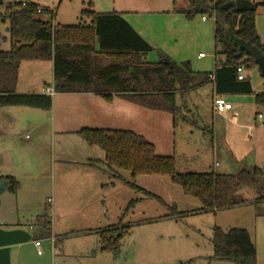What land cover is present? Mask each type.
<instances>
[{
    "label": "rangeland",
    "instance_id": "1",
    "mask_svg": "<svg viewBox=\"0 0 264 264\" xmlns=\"http://www.w3.org/2000/svg\"><path fill=\"white\" fill-rule=\"evenodd\" d=\"M23 1L51 8L55 11L54 23L61 25L79 24L80 12L87 9L88 2H92L97 12H110L127 6L122 4L125 0H4L0 5V15L5 13L8 5ZM148 6L128 0L129 8L150 10ZM152 6L155 13L145 11L137 18L129 17L152 46L148 60L155 62L159 55L164 54L178 64L188 62L194 72H213V20L205 17L206 21H201L202 16L187 19L174 11L176 14L159 12V5ZM42 17L46 19L48 16ZM258 22L260 30H264V17H258ZM7 29L8 22L0 17V50L9 49ZM256 31L258 33L257 28ZM260 40L264 44V37ZM198 52L206 57L197 59ZM21 71L23 76L31 75L26 64ZM245 76L253 93L264 92V78L256 67L245 69ZM234 102L236 117L232 114L217 116L212 111V85L207 82L188 93L175 95V105L180 110L174 117L166 111L128 103V110L118 112L112 127L143 134L154 145L156 154L174 157L179 173H204L213 169L221 173H237L252 170L255 166L264 170V109L253 102L252 95H243ZM258 114L262 119L257 118ZM45 125L48 130V121ZM21 130L15 135V139L18 137L15 144H12L24 152L29 150L28 144L34 145L35 137L30 130ZM38 137L44 151L42 168L37 171L41 177L19 179L22 188L17 209L13 207L8 192L0 195L1 214L19 220L26 230L35 226V235L43 232L40 236L41 255L36 253L34 246L24 248L28 264H207L206 257L213 253L211 228L214 225L222 229L242 225L241 220H250V213H254L252 204L215 213L195 212L200 202L184 194L168 176L138 175L132 178L128 171L122 170L105 176L101 173L100 176L105 177L103 182H108L107 187L92 189L88 180H82V174L86 173L83 167L59 162L60 155L57 154L63 149L54 141H59L58 134H54L53 141L44 132ZM53 149L54 152L59 151L51 156ZM104 170L107 171L106 168ZM19 172L23 174L22 168ZM66 173L74 174L72 182L73 187H79L75 191L77 195L66 196L62 190L61 177ZM118 175L121 179L113 178ZM126 182L149 191L160 200L145 196ZM241 194L248 200L255 197V193L247 188ZM72 195L78 200L71 199ZM97 198L100 204H96ZM130 200H135V203L122 221L129 231L121 241L120 251L115 255L100 252L96 231L116 224L120 210ZM43 215L46 216L43 218ZM44 222L46 230L51 227L55 244L45 234L41 225Z\"/></svg>",
    "mask_w": 264,
    "mask_h": 264
},
{
    "label": "trees",
    "instance_id": "2",
    "mask_svg": "<svg viewBox=\"0 0 264 264\" xmlns=\"http://www.w3.org/2000/svg\"><path fill=\"white\" fill-rule=\"evenodd\" d=\"M4 0H0V5ZM173 11L187 19L204 16L213 20L215 68L213 72H194L188 62L176 63L167 55L155 62L145 60L152 46L117 12H96L92 3L80 12V23L61 25L43 19L55 11L25 1L8 5L0 17L8 22L10 46L0 50V107L21 106L49 110L52 98L48 94H19L15 85L20 62L52 60L56 91H100L107 101L116 92L139 106L162 110L173 117L179 108L175 95L192 91L212 82L217 95H252L254 103L264 109V92L253 93L247 77L237 79L236 69L257 68L254 59L238 42L248 43L264 56V44L256 31L255 16L264 1L249 0H172ZM53 15V17H54ZM95 44L98 52H94ZM108 57L107 64L100 57ZM213 76V78L210 77ZM94 78L89 85L88 80ZM100 82L108 90H97ZM186 120V118H183ZM89 146L104 153L107 172L128 171L138 175L168 176L186 195L195 197L200 208L195 212H211L252 204L257 215H264V170H240L237 173H179L173 156L155 153L154 145L144 136L130 130L82 128L76 132ZM90 164H93L90 162ZM10 193H16L19 183L8 178ZM147 197L160 200L149 191L126 182ZM251 189L253 200L245 199L241 191ZM135 200L122 210L119 221L98 229L100 252L117 254L121 241L129 231L122 224ZM174 208V207H172ZM46 215H43V218ZM47 237L46 223L42 224ZM43 232L33 238H40ZM213 253L208 260L230 261L234 264H256V249L249 233L243 228L222 229L213 226L210 238Z\"/></svg>",
    "mask_w": 264,
    "mask_h": 264
},
{
    "label": "crops",
    "instance_id": "3",
    "mask_svg": "<svg viewBox=\"0 0 264 264\" xmlns=\"http://www.w3.org/2000/svg\"><path fill=\"white\" fill-rule=\"evenodd\" d=\"M133 1L138 4L146 3L147 5H149L148 7H150L149 8L150 10H141L140 8H134V7L129 8L128 0H125L124 2H122V4H126L127 6H120L119 8H116L110 12L114 11L119 13L121 17L126 22H128L142 38H144L142 32L140 31V29L138 30L136 28L134 22L129 20V17L137 18V16H139L140 13H144L145 11H148V13L149 12L155 13L154 11L156 10H154L155 8L152 5H156V6L159 5L161 7L160 10H158L159 12L176 14L173 12L172 0H133ZM253 1L260 2L264 0H253ZM88 3H92V2H88ZM93 10H94V6H93ZM177 15H182V14L178 13ZM257 15L258 17H264V8L259 7L257 9ZM258 17L255 16V25L258 30V34L260 38H262L264 37V30H260L259 28ZM135 21L138 20L135 19ZM201 21H206V18L202 16ZM213 47H214V43H213ZM94 52L95 53L98 52L97 44H95L94 46ZM199 53L202 52H198V54ZM198 54H197V59L199 60H202L206 57L205 54L202 57H198ZM147 55L148 54H146L145 56V60L149 61L148 60L149 56ZM100 58L104 60L103 62H101L102 65L107 64L108 57L104 55ZM23 64H26V67H28V71L29 73H31L30 76L21 75ZM92 80L94 81V78L88 80L87 83L89 82V85H91ZM97 84H99L97 90H108V92L111 91L110 88H106L100 82H97ZM211 85H212V111H213V99L216 96H221L224 98L226 102L231 103L232 110L227 111L224 114H218L214 111L213 112L220 117H227V115L229 114L231 115L235 107L234 100L240 98L243 95L240 94L217 95L214 92V86L212 82ZM46 88L53 89V94L50 95L52 98V105L49 110H41V109L29 108V107L25 109H17L24 107H14V106L0 107V179L8 180V178H14L18 181L19 188L17 189L16 193H10L8 190L4 191V192H8L9 196H11L9 198H12L13 207H15L16 209L18 207L20 191L22 188L19 179L27 178V179L35 180L41 177V174H37V171H39L42 168L44 151H43V146H41L40 137L38 136H41L43 132L44 134H46V136L50 135L52 141L54 140V134L59 135V141L58 139L57 140L55 139L54 141L55 142L57 141L59 148L60 149L62 148L63 150L61 151L57 150L54 152L55 149L54 148L53 149L54 153L52 152L51 156L53 154L56 155V153H58L59 151V154L57 155H60L59 162L61 164L83 167L84 170H86L85 171L86 173L82 174L83 177L82 180H88L90 188L100 189L102 187H107L108 185V182H103L105 181V177L104 178L101 177L100 174L101 173L103 175L110 174L112 171L107 172L104 170L105 166H104L103 151L96 146H89L88 144H86V142L76 132L82 128L129 130V129H115L114 127H112V124L116 122L117 120L116 115L118 114V112L124 113L125 111L128 110V103L129 104H135V103L129 102L128 100L122 98L120 94L116 92H111L110 94L112 96V99L107 101L101 96L100 91L98 92L84 91V90L56 91L55 79L53 76L52 60L21 61L17 74L15 92L19 94H31V93L46 94L45 93ZM258 119H262V116L261 118ZM47 121L49 124L48 130H47V125L43 126V124ZM21 129L30 130V132H32L35 137L33 142L34 145L31 146L30 144H28L27 149L29 148V150L28 151L25 150L24 152L23 150H19L13 146V144H15V140L18 139L17 136L15 139V135L18 134L17 132H21L22 131ZM130 131L134 132V130H130ZM140 135L144 136L143 134ZM13 138L14 140L12 142ZM98 149H100L101 151H98ZM90 162H92L93 164H90ZM20 168H22L23 174H20L21 173L19 172ZM213 172L221 173L215 169H213ZM73 175L74 174L71 173H66L64 175L62 174L61 182L63 181V183L61 186H62V190L66 192L65 193L66 196L71 195L73 193L75 194V191H78L79 188L78 186L73 187V182H72L74 179ZM113 178L121 179V176L118 175ZM94 179H96L95 183H94ZM71 199L78 200V198H76L74 195L71 196ZM96 204H100L99 198H97ZM0 205H1V200H0ZM56 206L58 207L57 203ZM252 206L254 208V213L253 214L250 213L251 216L250 220H246V218H244L243 220H241L242 225L229 227V228H243L249 233L250 238L254 243L256 249V264H264V215H257L254 205ZM199 208L200 206H198L196 209ZM122 210H120V214L117 216L118 221L122 213ZM96 217H98V215H96ZM0 222L2 223L3 229L6 230L22 229L27 231L31 235L30 242H27L26 244L24 243L17 244L15 246H12L11 248V255H12L11 258L13 263L17 262L22 264H28V261L24 256L27 255L26 250L24 248L25 246H34L33 241L38 239L40 240V238H33L36 236L34 233L35 226L33 227L29 226L28 230H26L19 222V220H12L11 218H8V215L1 213H0ZM214 226H219V225H214ZM49 232H50V236H53L51 235V227ZM97 237L99 238V233H97ZM211 256L212 255L207 256L206 258L208 259ZM207 264H234V263L230 261L208 260Z\"/></svg>",
    "mask_w": 264,
    "mask_h": 264
},
{
    "label": "water",
    "instance_id": "4",
    "mask_svg": "<svg viewBox=\"0 0 264 264\" xmlns=\"http://www.w3.org/2000/svg\"><path fill=\"white\" fill-rule=\"evenodd\" d=\"M238 45L240 49L245 50L247 54L254 59L260 75L264 78V56H261L258 50L248 43L238 42ZM8 188L9 181L0 179V195L8 190ZM30 239L31 235L25 230H6L2 228V223L0 222V264H22L12 262L11 248L17 244L28 242Z\"/></svg>",
    "mask_w": 264,
    "mask_h": 264
},
{
    "label": "built area",
    "instance_id": "5",
    "mask_svg": "<svg viewBox=\"0 0 264 264\" xmlns=\"http://www.w3.org/2000/svg\"><path fill=\"white\" fill-rule=\"evenodd\" d=\"M22 4L24 5L25 4V1H23ZM53 15L51 14L50 16H48L46 18V20L53 23L54 22ZM203 55H204L203 53H199L198 54V57H202ZM236 73H237V79L238 80H243L245 78L244 68L242 66L237 67ZM210 77L213 78L212 75H210ZM45 93L48 94V95H52L53 94V89L46 88L45 89ZM231 110H232L231 103L226 102L223 97L216 96L213 99V111L214 112H216L218 114H224L227 111H231ZM232 115L234 117H236L237 116V113L236 112H232ZM258 118H261V115H258ZM49 238H50V241L52 242V244H55V242H56L55 237L50 236ZM33 243H34V246L36 247L37 254H41V251L39 249L40 248V240L39 239L38 240H34Z\"/></svg>",
    "mask_w": 264,
    "mask_h": 264
},
{
    "label": "bare ground",
    "instance_id": "6",
    "mask_svg": "<svg viewBox=\"0 0 264 264\" xmlns=\"http://www.w3.org/2000/svg\"><path fill=\"white\" fill-rule=\"evenodd\" d=\"M244 73H245V69H244ZM246 77V76H245Z\"/></svg>",
    "mask_w": 264,
    "mask_h": 264
}]
</instances>
